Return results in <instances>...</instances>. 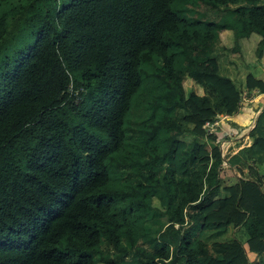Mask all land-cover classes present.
I'll return each instance as SVG.
<instances>
[{"label":"trees","instance_id":"16d2710c","mask_svg":"<svg viewBox=\"0 0 264 264\" xmlns=\"http://www.w3.org/2000/svg\"><path fill=\"white\" fill-rule=\"evenodd\" d=\"M252 32L263 58L264 0H0V264H264V106L228 157L203 126L264 92L231 71ZM168 88L173 127L137 131Z\"/></svg>","mask_w":264,"mask_h":264},{"label":"crops","instance_id":"0c3cea01","mask_svg":"<svg viewBox=\"0 0 264 264\" xmlns=\"http://www.w3.org/2000/svg\"><path fill=\"white\" fill-rule=\"evenodd\" d=\"M224 30H229V29H224ZM221 37H222V35H221ZM243 38L244 39L253 38L254 41L256 42L255 48H257V45H258V42H259L261 36H260V34H258L256 32H252L249 36H246ZM243 38H241V40ZM241 40H240V44H241ZM263 59H264V57H263ZM196 61L205 68H209L211 70H215V68H216L215 61L208 59L207 57L197 59ZM236 65H237L238 70L240 72V76L242 78H244L250 72L249 66L256 65L257 67H259L261 64L252 63L251 58L246 59L245 57H242L240 55L237 58ZM259 77L264 79L263 75H260ZM200 93H202V89H201ZM244 98L247 101L245 102V105H241L239 107V110L237 113H235L233 115L225 116V117L224 116L219 117V119L217 120L218 123L216 125H214V127H213V129L216 127L218 128V126L221 123L222 134H224L226 137H224V139H222L220 141V146H221V150H222V147L226 146V150L224 152H222V154H224V153L226 154V157L234 154L241 147H243L245 145H249L252 142V137L248 134V132H249V129L251 128V126L253 125V121H254V117H255L256 113L261 109L262 106H264V92H257L256 90H251L249 95H247V94L244 95ZM191 118L193 120H195L196 116H193ZM196 122H198V120H196ZM203 126H205V124H203ZM206 130H209V128L206 127ZM233 133H235V136L227 137L229 134H233ZM225 163H227L226 160H225ZM245 164L246 165L244 167V172L246 175L249 174L251 171H254L255 167L256 168H258L259 166L264 167L263 164L258 166L256 163H254L253 161H250V160H246ZM250 165H253L254 168H251ZM234 170H235L234 167L231 168V172H229V173H231V175H236V177H237V174L234 173ZM237 172L240 173L239 171H237ZM240 174L242 175V173H240ZM238 176H240V175H238ZM221 177L226 183L231 182V180H229V179L232 176H226L222 172ZM236 177H235V179H236ZM235 179H233L232 181H235ZM243 201H244V207L249 209L250 204H249L248 199L244 198ZM201 223H202V218L198 217L190 225H187L185 227V230L188 231L191 235H195L197 233ZM141 242L146 246L147 249H149L151 251H156L162 245V242H160L159 240L153 239L149 236L144 237L141 240ZM260 254H262V253H260ZM128 259L133 260V258H131V257ZM256 261L260 262L261 260L259 261L257 258L255 260V262ZM120 264H124V261ZM132 264H135V261H133Z\"/></svg>","mask_w":264,"mask_h":264},{"label":"rangeland","instance_id":"374dc122","mask_svg":"<svg viewBox=\"0 0 264 264\" xmlns=\"http://www.w3.org/2000/svg\"><path fill=\"white\" fill-rule=\"evenodd\" d=\"M198 9L200 11L205 12L210 17L215 16V13L211 12L204 4H201ZM221 35H222V38L225 42H227L229 44L234 43L233 33L230 29L229 30L223 29L221 31ZM255 46H256V42L254 41L253 38H251V39H244L243 38L241 40V44H240L239 49L236 52H234V56L236 58H238L241 55L242 57H245L246 59L251 58L252 63L261 64L259 67H257L256 65H251V66H249V69H250V72H252L256 76L257 75L258 76H260V75L264 76V59L262 57L258 56L257 48H255ZM237 68L238 67L231 69L233 75H240V72H239V70H237ZM183 84H184L185 91H189L190 89H193L196 92H201L202 87L199 84L194 83V81L190 77H185ZM164 91H165L164 94L161 95V97L157 100V102L155 104V108H154L155 111L151 114L146 112V116L144 117L145 121L148 120L146 125H144L142 127L137 126V131L158 133L159 131L160 132L165 131V130L167 131V128L170 125H171V127H173V117H174V110H175L174 106H178V101H182V98L184 97V95H181L180 93L176 94L175 91H173L172 89H169V88L164 90ZM202 92H203V89H202ZM244 95H245V91L243 92V95H242L241 105H245V102L247 101V100H245ZM160 118H162L163 120H160ZM196 120H199V119L196 117L195 121ZM194 124H195V122H194ZM218 128H219V131H218L219 138L218 139L221 141L226 136L221 133V123L218 126ZM229 136H235V133L229 134L227 137H229ZM225 150H226V146L222 147V152H224ZM223 155L226 156L225 153ZM263 166H264V163H263ZM227 167H228L227 163H224L223 168H222V172L226 176H232L229 179L232 181L233 179H235L236 175H231V173H229V171L226 169ZM250 167L254 168L253 165H250ZM255 169L257 170L258 173L263 174L262 175V182L264 185V167L259 166L258 168L255 167ZM234 173H236L237 176L241 175L236 170H234ZM249 257H250L251 261H253V262H255V260L257 258L259 261L264 260V253L260 254V253H256V252H249ZM133 261H134V259L133 260L125 259L124 264H132Z\"/></svg>","mask_w":264,"mask_h":264},{"label":"built area","instance_id":"2783aa9c","mask_svg":"<svg viewBox=\"0 0 264 264\" xmlns=\"http://www.w3.org/2000/svg\"><path fill=\"white\" fill-rule=\"evenodd\" d=\"M221 116H226V115H221ZM220 116V117H221ZM218 120V119H217ZM217 120H215V121H213V122H206L205 123V126L206 127H208L209 128V130H212L213 129V127H214V125H216L217 123H218V121ZM221 147V146H220ZM222 151V150H221ZM225 163V160H223V164Z\"/></svg>","mask_w":264,"mask_h":264}]
</instances>
